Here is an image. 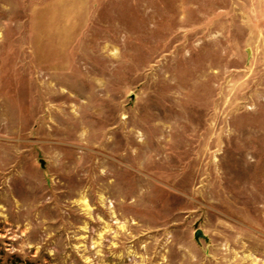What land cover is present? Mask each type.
<instances>
[{
	"label": "rangeland",
	"instance_id": "1",
	"mask_svg": "<svg viewBox=\"0 0 264 264\" xmlns=\"http://www.w3.org/2000/svg\"><path fill=\"white\" fill-rule=\"evenodd\" d=\"M0 264H264V0H0Z\"/></svg>",
	"mask_w": 264,
	"mask_h": 264
},
{
	"label": "water",
	"instance_id": "2",
	"mask_svg": "<svg viewBox=\"0 0 264 264\" xmlns=\"http://www.w3.org/2000/svg\"><path fill=\"white\" fill-rule=\"evenodd\" d=\"M199 238H204L202 232L200 230H197L195 233H194V239L196 242H198V239Z\"/></svg>",
	"mask_w": 264,
	"mask_h": 264
}]
</instances>
